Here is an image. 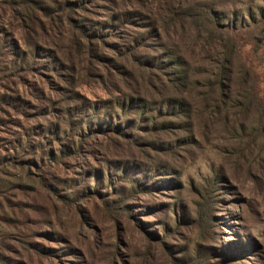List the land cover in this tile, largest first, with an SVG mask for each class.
Returning <instances> with one entry per match:
<instances>
[{
  "label": "rangeland",
  "instance_id": "374dc122",
  "mask_svg": "<svg viewBox=\"0 0 264 264\" xmlns=\"http://www.w3.org/2000/svg\"><path fill=\"white\" fill-rule=\"evenodd\" d=\"M0 264H264V0H0Z\"/></svg>",
  "mask_w": 264,
  "mask_h": 264
},
{
  "label": "trees",
  "instance_id": "16d2710c",
  "mask_svg": "<svg viewBox=\"0 0 264 264\" xmlns=\"http://www.w3.org/2000/svg\"><path fill=\"white\" fill-rule=\"evenodd\" d=\"M233 14H236V13H233ZM231 23L233 24L234 22H232L233 20H230ZM229 25H231L229 23ZM80 30V33L83 35V36H86V37H92L90 36L91 34H89V31L88 30H85L84 28H79ZM170 55V56H168ZM167 56L168 57H172V53L168 54ZM174 55V54H173ZM229 55H225L226 57H224V61L225 63L227 62V59H229ZM173 59L174 61L173 62H168L167 64L169 65V67H173V66H182V61L183 59L180 57V56H176L174 55L173 56ZM159 62L158 63H162V57L158 60ZM156 62V60H155ZM225 69V68H224ZM182 72H179L180 74L176 75V79L174 80H169L170 81V86L173 88H180V89H186L190 83V76L188 75L187 71L186 70H181ZM140 100V99H139ZM142 100V99H141ZM164 100H166V104L168 106V110H167V114L164 115L165 117L169 116L170 118H181L182 116H186V113H187V104L184 103V100L182 98V96L180 95H177V94H174V93H171L170 96H166L164 98ZM136 103H140V104H143V106H139V109L138 110V114H146V113H149L151 112V108H148L149 106V103L146 102L147 104H144V102L142 101H136ZM178 105L177 107L175 105ZM136 105V104H135ZM125 110H126V105H125ZM159 113L163 114L162 113V109H158L157 110ZM154 118H149L148 121H152ZM133 122H131L132 124ZM130 123H127L126 126H128ZM125 126V127H126ZM121 125V129L125 128ZM184 127H186V123H182V122H179V123H174L173 120H169V121H166L164 122L163 124H160L159 125V128L157 129L158 131H171L172 129H181V130H184ZM153 128H156V125H154ZM222 179L221 176H220V173L219 172H216L215 170L212 171V174H211V177L208 178V179H205V184H204V192L206 194L210 193V192H214V189L217 186V182ZM198 216H202V220H200L197 224L200 225V229H201V233L203 232L205 234V232L208 230L205 226V221H204V214H208V211L207 210V206L206 204H202V205H198ZM184 206H182V204L179 206V212H182L183 213V210H184ZM199 220V219H198Z\"/></svg>",
  "mask_w": 264,
  "mask_h": 264
}]
</instances>
